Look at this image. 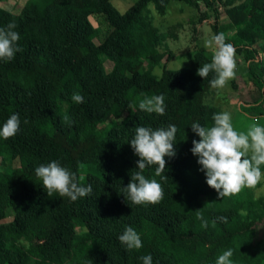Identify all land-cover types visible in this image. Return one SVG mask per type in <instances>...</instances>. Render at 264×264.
<instances>
[{"label": "trees", "instance_id": "trees-1", "mask_svg": "<svg viewBox=\"0 0 264 264\" xmlns=\"http://www.w3.org/2000/svg\"><path fill=\"white\" fill-rule=\"evenodd\" d=\"M177 1L197 11L205 6L198 22L213 17L214 35L223 32L244 59L246 79L258 91L245 109L264 116V0H138L123 13L111 0H27L19 14L0 7V27L14 21L23 50L0 61V128L12 114L21 121L15 136L0 138V264H143L146 255L152 264H216L229 248L233 264H264V196L245 187L219 199L191 152L200 140L191 125L211 127L222 109L206 103L215 74L197 75L212 55L200 50L193 68H167L174 55L163 50L165 36L153 26L149 6L164 16ZM223 13L231 32L222 29ZM74 92L84 103L71 100ZM153 95L164 96L163 115L139 109V100ZM169 124L178 129L175 155L165 157L160 176L158 165L143 172L161 184L163 198L127 202L122 189L138 170L129 143L135 128ZM53 160L83 177L91 194L76 201L49 197L35 168ZM126 226L141 236L142 248L129 251L119 242Z\"/></svg>", "mask_w": 264, "mask_h": 264}, {"label": "clouds", "instance_id": "clouds-1", "mask_svg": "<svg viewBox=\"0 0 264 264\" xmlns=\"http://www.w3.org/2000/svg\"><path fill=\"white\" fill-rule=\"evenodd\" d=\"M17 25L10 21L6 26L0 27V61L9 62L14 59L16 53L22 52L18 46L20 34L15 29ZM205 48H213L214 53L210 63H205L197 70V75L207 78L214 73L210 85L213 88H223L235 75L236 62L235 49L232 44L226 43L223 32L205 39ZM74 103H84V97L74 92L71 96ZM131 104L130 108L135 109ZM138 107L148 113L163 115L165 113V98L163 95H153L139 100ZM231 114L227 111L215 113L212 117L211 127L201 126L198 122L191 125L192 131L200 137L199 141L193 140L191 152L198 157L200 171L206 176V183L215 189L218 198L223 199L239 193L243 188H253L261 180L260 166L264 165V126L253 122L246 131H237L231 122ZM63 121L71 124L69 116L65 115ZM29 121L24 120L27 124ZM20 117L12 114L0 128V138L5 140L15 136L20 130ZM177 127L169 124L167 127L153 129L140 126L134 130V136L130 140L131 148L136 156L137 169L131 172L130 183L123 187L122 191L126 201L133 204H155L163 198V189L156 179H147L144 170L151 165H158L155 175L160 176L166 169L165 157L175 155L174 140ZM83 168V164H78ZM35 176L42 181L48 196L58 193L61 197H67L76 201L92 192L91 185L82 186L80 180L83 177L68 168L62 167L58 161H51L35 168ZM208 205V204H207ZM196 218L201 226L208 227V221L203 216L202 210H197ZM241 215H244L241 212ZM227 222V217H218ZM215 223V221H213ZM119 242L131 251L142 248L141 236L132 226H126ZM233 250L227 249L220 254L216 264H233L231 257ZM143 264H152L151 255L140 257Z\"/></svg>", "mask_w": 264, "mask_h": 264}, {"label": "rangeland", "instance_id": "rangeland-1", "mask_svg": "<svg viewBox=\"0 0 264 264\" xmlns=\"http://www.w3.org/2000/svg\"><path fill=\"white\" fill-rule=\"evenodd\" d=\"M138 0H111L113 6L120 12H125L130 9ZM27 0H0V7L19 14ZM150 17L153 26L156 27L161 34L165 36L163 50L172 52L174 57L169 61L167 68L172 70L193 68L195 66L194 55L200 50H205L207 54L213 56V48H205V39H210L214 35L213 26L215 20L213 17L198 22L207 10L204 5H201L199 11L190 7L185 2H172L167 7V12L164 16L157 13L153 5L149 6ZM222 6H220V10ZM223 10H221L222 12ZM196 21L195 23L193 21ZM92 23L100 30L106 29V24L99 17H92ZM222 29H232L230 21L223 13L220 17ZM98 41V40H97ZM264 58L260 56V59ZM236 69L234 77L229 80L223 88H213L206 103L214 107H220L222 111H227L231 114V122L237 131H246L253 122H258L264 126V116H257L256 113H249L245 109V104H253L258 98V91L255 86L247 81L246 77V62L242 57L235 53ZM109 67V66H108ZM157 75H161L162 70L155 71ZM235 85V87H234ZM243 107V109L241 108ZM246 110V112H245ZM248 112V114H247ZM251 114V115H250ZM254 115V116H253ZM120 122V120H118ZM103 124L101 128L107 125ZM18 166V163H15ZM3 170V167H0ZM260 184L254 187L253 195L255 197L264 196V176H261ZM11 222V219L8 220ZM14 227V224H10ZM258 231V235L262 234Z\"/></svg>", "mask_w": 264, "mask_h": 264}]
</instances>
